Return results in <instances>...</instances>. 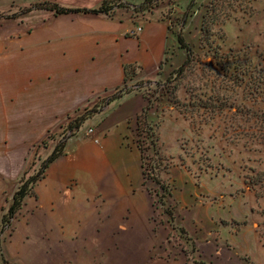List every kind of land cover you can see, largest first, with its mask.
Instances as JSON below:
<instances>
[{"label": "crops", "instance_id": "obj_1", "mask_svg": "<svg viewBox=\"0 0 264 264\" xmlns=\"http://www.w3.org/2000/svg\"><path fill=\"white\" fill-rule=\"evenodd\" d=\"M110 1L122 4L110 16L44 8L96 10ZM190 1L159 0L158 10L137 13L127 0H0V225L32 146L113 95L125 65L136 67L137 80L152 82L184 62L161 8ZM144 107L139 92L103 106L65 140L24 199L17 229L43 233L40 247L59 264L156 263L151 198L129 141ZM218 237L225 244L222 232Z\"/></svg>", "mask_w": 264, "mask_h": 264}, {"label": "rangeland", "instance_id": "obj_2", "mask_svg": "<svg viewBox=\"0 0 264 264\" xmlns=\"http://www.w3.org/2000/svg\"><path fill=\"white\" fill-rule=\"evenodd\" d=\"M158 2L126 4L141 13L158 10ZM180 6L161 10L179 25L174 34L190 48V62L182 73L172 74L177 67L146 85V123L158 138L159 160L153 158L158 184L146 181L145 186L164 189L161 197L151 199L155 264H264V135L259 134L264 132V105L236 114L219 111L223 103L252 101L253 87L244 81L237 89L228 77L222 81L218 66L207 64L213 61L211 53L200 45L201 17L217 7L210 13L219 17L210 38L222 53L241 50L242 59L251 63L247 66L264 69V0H194ZM258 89L264 102V82ZM74 133L64 129L32 146L18 182L40 171L53 150ZM129 138L135 146L132 133ZM16 218L0 225V264H59L57 254L40 247L45 235L17 229ZM3 241L11 245L5 247ZM230 244L236 254L229 251Z\"/></svg>", "mask_w": 264, "mask_h": 264}, {"label": "trees", "instance_id": "obj_3", "mask_svg": "<svg viewBox=\"0 0 264 264\" xmlns=\"http://www.w3.org/2000/svg\"><path fill=\"white\" fill-rule=\"evenodd\" d=\"M194 0H191L189 5L193 4ZM116 7H122V4L118 1H110V2H103L101 6L96 10H71V9H65L62 8L56 4H47L44 6V8L53 11L54 14H67V13H93V14H105L107 16H110ZM217 10V7H214L210 9V11L207 9L202 17H201V24H200V45L201 47H207L208 52L211 53V59L213 61L207 62V64H214L218 66L220 73L222 75V81L228 77L227 81H231L233 83V86H236L237 89L241 87V84L244 83V81L249 85L253 87L252 89V101L243 102L242 99L238 104L235 103H229V105H226V103H223L220 105L219 111H225L226 113L229 111H232V113H240L242 109H249L253 106L258 105H264L263 97L261 95L260 89L258 87L264 82V69L258 68L257 66H247L248 64H251L249 60H243V51H232L229 50L227 53H222L220 47L218 44L215 43L214 39H211L210 36L212 33L210 32V29L212 28L213 21L219 20L218 16L215 17V15L211 16L210 13ZM136 12V11H135ZM166 17H164L163 20H165ZM214 18V19H213ZM216 18V19H215ZM223 20L220 22V24H223ZM173 27L179 28V25L172 23ZM219 30V29H218ZM168 32L170 34H174L175 30L170 29L168 27ZM222 36V35H221ZM220 36V37H221ZM176 41L178 49L183 50L186 53V58L184 62L179 66L176 70L172 72V74H180L182 73L185 68L188 66L190 62V54L191 50L188 47V45L185 43L183 37L180 34H176ZM169 55V52H166V55ZM167 57V56H166ZM167 61V58L164 60V62ZM247 61V63H246ZM123 83L121 87L117 88L115 90V93L111 95L107 99H103L98 104L94 105L91 109H85L82 111L81 114L76 116L75 118L68 121L66 129H71L74 132H77L82 125L85 123L86 120L91 118L94 114H96L103 106H105L107 103L121 97L122 95H126L132 92H139L142 95V98L145 102V107L142 111V113L134 119L133 126H131V133L135 140V147L139 152L140 155V163H141V169H142V186L145 188V190L148 192L150 198L154 196L161 197L162 192H164L163 188H158L159 191L156 189H150L149 187H146V181H149L152 184H158L157 179H154L153 177V171L155 167H153V158L155 157L158 161V151H157V142L158 138L153 132V129L150 125L146 123V112L148 110V104L149 99L147 98L146 94V85L150 84L151 81H140L136 79V67L134 65H125L123 67ZM244 83V85L246 84ZM225 102V101H224ZM142 116L144 119H141ZM261 135H264V132L259 133ZM259 144V143H258ZM62 146L55 148L53 152L50 154V156L46 159V161L43 163V165L40 168V171H38L34 176L28 177V178H21L18 182V186L16 187V190L12 196L11 204L4 216L1 218V225H6L15 218V216L20 211L24 199L32 193V188L38 182L44 174V171L48 164L53 162L60 154H61ZM152 153L150 155L149 153ZM161 191V193H160Z\"/></svg>", "mask_w": 264, "mask_h": 264}, {"label": "built area", "instance_id": "obj_4", "mask_svg": "<svg viewBox=\"0 0 264 264\" xmlns=\"http://www.w3.org/2000/svg\"><path fill=\"white\" fill-rule=\"evenodd\" d=\"M164 21H165L166 24H167V28L170 27V29H171V28L174 29V30L177 29L176 27H173V25H172V23H173L172 18H170V17H166ZM140 29H141V28H140L139 26H136V27L134 28V32L137 33V32L140 31ZM91 132H92L91 129H88V130H87V134H90Z\"/></svg>", "mask_w": 264, "mask_h": 264}]
</instances>
